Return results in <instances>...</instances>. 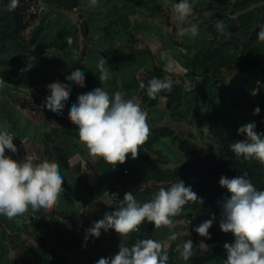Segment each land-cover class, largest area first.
I'll use <instances>...</instances> for the list:
<instances>
[{
  "label": "clouds",
  "instance_id": "obj_1",
  "mask_svg": "<svg viewBox=\"0 0 264 264\" xmlns=\"http://www.w3.org/2000/svg\"><path fill=\"white\" fill-rule=\"evenodd\" d=\"M97 0H90L95 5ZM19 6V0H10L8 10L13 11ZM176 20L181 25L177 36L199 35V26L190 24L183 26L192 14L193 5L189 0H180L173 4ZM218 32L224 33L223 20L216 22ZM230 35V33H226ZM259 42L264 43V25L257 33ZM67 43H72L67 38ZM107 61L100 57L97 62L101 85L111 78ZM80 87L85 86V74L76 69L66 77ZM4 83L0 80V85ZM171 80L152 78L147 86L140 83L150 98H156L161 91H171ZM50 95L46 97L45 107L56 114H61L72 91L67 83L59 81L47 85ZM123 91L110 95L102 86L87 93L78 95L77 102L72 104L68 119L77 126L79 142L85 146L92 157L103 160L115 167L123 164L129 154L133 159L139 155V148L149 138L150 127L147 112L135 98L126 99ZM260 109H254L259 114ZM256 124L248 123L238 129V134H246V139L230 144L232 152L237 157L258 160L264 165V133L255 131ZM14 135L6 130H0V215L9 220L26 216L41 209L54 207L64 193V178L57 162L44 160L36 162L38 157L27 155L21 161L6 155V149L12 153L18 151L13 143ZM22 143L25 145L24 141ZM27 151V150H26ZM220 186L231 193L223 203V215L220 229L224 233H232L235 242L225 243L227 259L224 264H264V191H258L247 178V173L239 177L220 178ZM189 202L203 204V199L186 187L182 181L173 183L169 188L161 187L152 200L140 204L132 192H126L120 201V207L114 212L104 214V218L96 221L87 230V236L99 237L101 229L107 232L114 229L121 237L118 254L111 258H101L97 264H168L169 255L164 244L154 239H139L128 246L126 240L130 233L139 231V226L147 221L156 229L174 228L172 217L180 215ZM201 223L195 231L202 237L210 238L209 229L213 220ZM169 239L175 240L173 233ZM193 243L184 242L180 249V257L187 261L193 256Z\"/></svg>",
  "mask_w": 264,
  "mask_h": 264
},
{
  "label": "crops",
  "instance_id": "obj_2",
  "mask_svg": "<svg viewBox=\"0 0 264 264\" xmlns=\"http://www.w3.org/2000/svg\"><path fill=\"white\" fill-rule=\"evenodd\" d=\"M77 1V20L83 29L80 35L83 62L97 68L99 58L103 57L108 64L106 67L117 69L132 62L129 51L134 48L149 51L158 67L183 75L188 70L185 61L194 55L210 63L222 54L236 57L244 44H252L257 37L253 30L231 27L237 24L239 14L264 5V0H189L193 5L192 14L183 26H199V35L192 38L177 36L181 25L172 6L180 0H97L95 5L90 0ZM218 20L224 22V33L216 29ZM140 105L149 114L147 120L155 115L156 106L165 108L160 103L149 109L146 103ZM45 130L50 139L49 161L60 165L64 193L51 209L35 213L29 211L26 216L12 220L0 215V264H10L14 258L19 262L23 259L35 261L36 253L27 250L33 245L24 246L28 245L27 237H33L51 248L69 243L75 251H79L87 230L103 219L106 212L115 211V198L107 190L106 175L116 166L106 163L103 158L92 157L79 138L66 134L62 129L47 127ZM163 141L165 150L178 159L180 153L176 154L170 149L168 141ZM63 160L66 166H63ZM172 163L176 165L169 162ZM122 166L128 172H123L121 181L136 182L139 187V191L133 194L137 202L143 204L152 200L156 192H143L147 187L161 185L162 182L158 181L162 176L153 172L142 158L133 159L131 154ZM112 180L115 181L114 178ZM116 188V194L124 191L120 183L116 184ZM154 188L157 189L156 186ZM8 235L15 236L23 250L15 257L9 255L12 248L7 244ZM100 236L103 238L101 248L106 251L98 259L118 254L121 244L119 234L114 229L107 232L101 229Z\"/></svg>",
  "mask_w": 264,
  "mask_h": 264
},
{
  "label": "trees",
  "instance_id": "obj_3",
  "mask_svg": "<svg viewBox=\"0 0 264 264\" xmlns=\"http://www.w3.org/2000/svg\"><path fill=\"white\" fill-rule=\"evenodd\" d=\"M28 0H19V6L13 11L8 10L10 0H0V54L6 52L8 47L12 45H20L19 34L25 28L22 23L21 12L27 8ZM79 5L77 0H61L60 6L65 9H72ZM237 24L232 25L231 28H245L253 30L257 34L260 26L264 25V5L252 8L238 15L236 18ZM74 39L72 46L68 53L72 52V47H78V33L81 35L83 29H78L73 26ZM68 33L63 32L61 37L67 39ZM75 45V46H74ZM130 56L132 61H136L139 56H150L151 53L147 50H138L130 48ZM84 52L82 51V56ZM25 63H22L24 65ZM185 65L190 74L196 70L205 71V75L201 79H193L192 85L195 90H208L205 125L207 134L212 140V144L207 145L204 156H201L200 146L190 140L177 135L174 130L166 125L153 127L150 129L148 140L139 148V155L149 164L150 169L156 174H160L164 180L168 182V188L175 182L182 181L186 187L191 189L197 194L198 198L203 199V204L189 202L181 211L180 215L172 217L176 219L188 218V234L198 243H206L211 246L206 248L201 255L191 257L186 264H224L227 259V251L224 248L225 243L232 244L235 242V237L232 233H224L220 229V220L223 215V203L227 198L231 197V193L227 188L220 186V178L226 177L232 179L247 173V178L251 181L258 191H264V165H262L255 158L244 159L242 156L237 157L231 150L230 144L235 143L230 135V131L238 129L239 122L233 113L226 110L219 97L217 88V79L215 78L219 71L224 69H235L236 78L235 87L232 89L234 98L243 96L248 97L246 85L257 89V101L253 105V120L256 124L257 133H264V43L258 41L257 37L252 44H244L236 57H228L221 55L210 63L205 62L194 55L192 58L185 61ZM210 69V71H208ZM212 72V74H207ZM70 74L67 72L46 69L42 66H37L35 71H19V69H9L0 71V79L4 82H17L28 87L35 86L40 83H47L49 81H59L61 83L72 84L73 81L66 79ZM164 80L165 73L157 65H153L148 72L145 79L142 81L147 86V83L152 78ZM241 80L242 82H240ZM255 82L258 83L255 86ZM246 84V85H245ZM140 84L132 82L121 83L120 87L123 90L130 88H138ZM100 87L94 85L92 82L85 80V89L87 92ZM110 95L112 91L105 89ZM122 90V91H123ZM182 89L178 85H174L172 90L161 91L157 94L156 98H150L147 95L146 88L143 89L142 102L147 103L149 106H154L157 103L159 95L167 98L166 109L171 108L173 101H177L181 97ZM259 107V114H254V109ZM175 108H172L171 114L175 115ZM198 124H202L198 121ZM66 134L77 137V127L62 129ZM190 136V135H189ZM164 138H171L172 141L177 143L180 157L177 159L168 151L165 150L163 144ZM161 144L160 146H158ZM175 162L174 168L166 174L159 172L157 164ZM130 164V161H127ZM63 166H66V161H62ZM123 166L122 164L116 165L112 172L106 175L107 190L114 195L115 210L120 207V201L123 199L126 192L137 193L139 187L136 182H123ZM115 179L113 181L112 179ZM121 184L124 191L116 194V184ZM213 220L212 227L209 229L210 238L200 236L196 231L201 223L209 219ZM139 239H155V226L147 221L139 226V231L129 234L126 244L133 245ZM81 236L78 237L80 243ZM103 238L84 235L81 246L84 250L80 255V261H75V264H97L99 260L92 254L93 250L99 248L102 252L106 249L101 248ZM169 263L173 262L174 252H168ZM180 256V254H179ZM38 259L35 264H51L43 253H39ZM25 264V263H18Z\"/></svg>",
  "mask_w": 264,
  "mask_h": 264
},
{
  "label": "rangeland",
  "instance_id": "obj_4",
  "mask_svg": "<svg viewBox=\"0 0 264 264\" xmlns=\"http://www.w3.org/2000/svg\"><path fill=\"white\" fill-rule=\"evenodd\" d=\"M61 0H28L27 8L21 12L22 23L25 28L19 34L20 45H12L8 50L0 54V71L9 69H19V71H35L37 66H42L46 69L67 72L71 74L72 71L80 69L85 74V80L92 82L94 85L102 86L104 89L112 91L111 95L116 91H122L121 83L132 82L141 83L151 67L155 65L154 58L150 56H139L136 61L130 64L121 66L117 69H109L111 78L102 83L99 80V71L97 68L92 67L83 62L82 50L80 47L81 36L78 33V47H72V52L68 53L72 46L69 45L67 39L62 37L58 39L63 32L68 33L67 38L74 39L73 26L80 29L77 17L79 12L73 9H65L60 6ZM1 15V13H0ZM79 26V27H78ZM22 63H25L22 65ZM161 68V67H160ZM162 69V68H161ZM165 73L164 80H171L174 85H178L182 89L181 97L177 101L172 102L171 108L168 110L163 107L156 106L154 116L150 117L147 121L150 129L166 125L171 127L174 132L184 138L196 142L200 146V155L204 156L207 145L212 144L206 129L205 115L208 90H195L193 88V79H201L205 75V71L196 70L193 74L189 71L182 73H174L168 69H162ZM210 71V69H208ZM207 74H212L208 72ZM185 77V79L183 78ZM235 69H224L219 71L215 77L217 79V88L219 97L222 101L224 108L235 115L238 119L239 126L242 127L248 123H253V105L257 101V89L246 85L248 97L244 98L242 95L233 96L232 89L235 87L236 78ZM1 80V79H0ZM242 82L241 80H239ZM55 82L49 81L47 83H40L32 87L26 84L17 82H4L0 85V130H6L14 135L13 143L16 145L18 151L12 153L6 149V155L17 161L23 160L27 155H34L38 157L36 162L44 160L49 161L50 139L48 132L45 130L47 127L64 129L66 126L58 121L56 113L48 110L45 107V100L50 95V90L47 85ZM72 91L70 98L65 104L63 111H68L72 104L77 102V97L80 94L87 93L85 86L80 87L73 81L69 84ZM258 83L255 82V86ZM126 99L135 98L138 103L142 102L143 89L130 88L123 90ZM167 98L164 99L163 95H159L157 103L160 106L166 105ZM147 104V103H146ZM152 106L146 105V108ZM175 108L176 114L172 115V108ZM149 115V114H148ZM201 121L202 124H198ZM51 125V126H50ZM239 127V128H240ZM238 128V129H239ZM238 129L230 131V135L235 142L245 140L246 134H238ZM256 131V128H255ZM257 132V131H256ZM190 135V136H189ZM168 141L169 147L176 154H179L177 143L172 141L171 138H164ZM24 141L25 145L22 143ZM27 150V151H26ZM175 164L161 163L157 164L158 170L162 174H166L173 169ZM158 182L161 185L147 187L146 192H157L161 187L168 188V182L163 177ZM174 223V228L169 229L162 227L155 228V239L164 244L165 251L174 252L173 262L168 264H186L185 261L179 256V251L182 249L183 244L187 240L193 243V256L201 255L210 244L195 242L188 234V218H171ZM175 233L176 239L172 240L169 237ZM5 237V232L3 231ZM6 238L8 246H11L9 252L10 257H15L19 251L23 252L19 240L12 235ZM28 245L32 246L27 249L30 253H36L34 256L39 257V253H43L51 264H75L80 261V255L84 251L80 249L75 251V247L68 244H61L57 247L51 248L42 245L38 240L33 237H27ZM34 241V243H33ZM34 247H36L34 249ZM85 248L86 246H82ZM14 248V249H13ZM6 250V246H3ZM32 250V252H31ZM119 252V248L117 249ZM117 252V253H118ZM95 257L100 258V250H93ZM53 257L54 259H52ZM76 261V262H75ZM35 264L33 259H23L19 262L14 258L10 264Z\"/></svg>",
  "mask_w": 264,
  "mask_h": 264
},
{
  "label": "built area",
  "instance_id": "obj_5",
  "mask_svg": "<svg viewBox=\"0 0 264 264\" xmlns=\"http://www.w3.org/2000/svg\"><path fill=\"white\" fill-rule=\"evenodd\" d=\"M74 11L77 10V7L72 8ZM166 97H164L165 99ZM58 121L63 123L66 127L74 128L77 127L76 125L72 124L70 120L68 119V111H62L61 114H56ZM123 172L126 174L128 172L127 169H123Z\"/></svg>",
  "mask_w": 264,
  "mask_h": 264
}]
</instances>
